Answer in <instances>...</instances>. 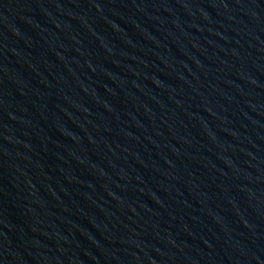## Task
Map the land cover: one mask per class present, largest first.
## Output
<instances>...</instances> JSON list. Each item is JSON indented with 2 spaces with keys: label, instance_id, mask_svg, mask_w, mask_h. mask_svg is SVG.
Wrapping results in <instances>:
<instances>
[{
  "label": "water",
  "instance_id": "water-1",
  "mask_svg": "<svg viewBox=\"0 0 264 264\" xmlns=\"http://www.w3.org/2000/svg\"><path fill=\"white\" fill-rule=\"evenodd\" d=\"M0 264H264V0H0Z\"/></svg>",
  "mask_w": 264,
  "mask_h": 264
}]
</instances>
